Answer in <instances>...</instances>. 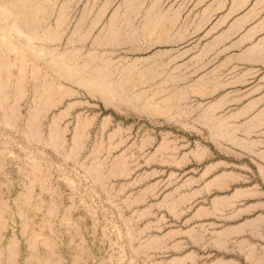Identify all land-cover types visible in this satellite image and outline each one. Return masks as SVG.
Segmentation results:
<instances>
[{"label": "rangeland", "instance_id": "rangeland-1", "mask_svg": "<svg viewBox=\"0 0 264 264\" xmlns=\"http://www.w3.org/2000/svg\"><path fill=\"white\" fill-rule=\"evenodd\" d=\"M0 264H264V0H0Z\"/></svg>", "mask_w": 264, "mask_h": 264}]
</instances>
